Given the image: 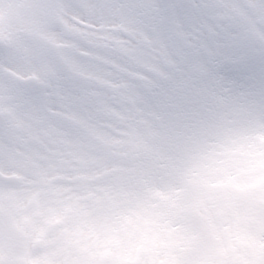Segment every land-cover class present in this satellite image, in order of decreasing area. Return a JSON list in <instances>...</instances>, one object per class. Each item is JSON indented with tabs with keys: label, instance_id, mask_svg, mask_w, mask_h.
<instances>
[{
	"label": "snow or ice",
	"instance_id": "obj_1",
	"mask_svg": "<svg viewBox=\"0 0 264 264\" xmlns=\"http://www.w3.org/2000/svg\"><path fill=\"white\" fill-rule=\"evenodd\" d=\"M0 264H264V0H0Z\"/></svg>",
	"mask_w": 264,
	"mask_h": 264
}]
</instances>
